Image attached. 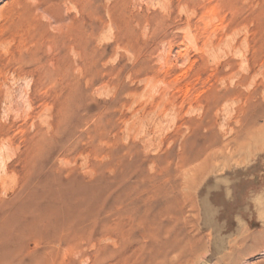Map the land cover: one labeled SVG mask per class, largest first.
<instances>
[{"label": "rangeland", "instance_id": "rangeland-1", "mask_svg": "<svg viewBox=\"0 0 264 264\" xmlns=\"http://www.w3.org/2000/svg\"><path fill=\"white\" fill-rule=\"evenodd\" d=\"M15 1L0 264H264V0Z\"/></svg>", "mask_w": 264, "mask_h": 264}, {"label": "bare ground", "instance_id": "bare-ground-1", "mask_svg": "<svg viewBox=\"0 0 264 264\" xmlns=\"http://www.w3.org/2000/svg\"><path fill=\"white\" fill-rule=\"evenodd\" d=\"M30 0H17L12 3V6L16 9L15 11H29L31 8H42L46 13L47 16L49 17L48 14H50L54 19L58 20L61 19V16L57 14L58 10V2L57 0H49L50 3L48 4L47 0H36L35 2L33 1L34 4L29 3ZM32 1V0H31ZM15 5V6H14ZM78 7V6H77ZM35 9V11H37ZM1 11V10H0ZM110 11V10H109ZM2 13V12H1ZM115 15V14H114ZM42 16V13H41ZM77 17V16H76ZM40 18V17H39ZM51 18V17H50ZM110 18V17H109ZM49 20V19H48ZM65 21V20H64ZM70 21V20H69ZM62 22V21H61ZM65 25V23H64ZM65 27V26H64ZM68 27V26H66ZM62 30V29H61ZM59 32V31H58ZM62 32V31H61ZM71 34V33H70ZM67 35V34H66ZM69 35V34H68ZM49 39V38H47ZM5 40V39H3ZM6 41V40H5ZM47 41V40H46ZM4 42V41H3ZM2 42V43H3ZM1 43V42H0ZM14 43V42H13Z\"/></svg>", "mask_w": 264, "mask_h": 264}]
</instances>
